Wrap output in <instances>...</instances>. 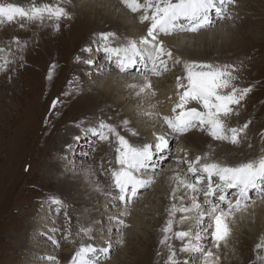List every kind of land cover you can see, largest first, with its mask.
<instances>
[{"label":"rangeland","instance_id":"obj_1","mask_svg":"<svg viewBox=\"0 0 264 264\" xmlns=\"http://www.w3.org/2000/svg\"><path fill=\"white\" fill-rule=\"evenodd\" d=\"M19 1L24 2V5L28 2L30 5L40 4V0L37 2L34 0H0V3L17 4ZM44 1V3L58 4L74 17L68 28L64 26V32L60 36L51 38L42 35L41 43L38 45L39 50H35L37 54L34 58L31 52H35L33 48L37 45V38L40 39V33L37 30L38 24L26 20L13 23L11 26L0 25V48L5 50L0 53V56L8 57L10 55L12 61L6 72L14 71L12 68L18 63L15 60L17 53L26 56L24 60L22 59L23 64L17 75L0 74V264H40V261H42L41 264H66L81 244L87 243L89 238L83 236L82 233L80 235L77 233L82 226L93 228V215L103 214L104 219L107 220L119 215L121 207L114 206L118 204L116 200L105 194L110 190L105 185V180L100 175H96L99 172H94L96 168L90 162L89 155L87 154V157L84 158V150L79 153L77 163L71 170L62 167L63 146L73 142V135L80 131L76 127L78 123L81 124L77 118L84 116V119L89 120V124L92 126L103 120L117 129L115 122L119 123L125 119L123 118L124 106L130 102L134 106L135 117L131 118L133 126L121 127L118 130L119 134L129 142L142 144L153 140V133H157L156 124H149L158 120L152 105L153 102L145 98V105H142V108L145 109L153 108L151 109L153 115L149 116L146 115L147 112L139 111L142 110L139 109L141 107L139 98L133 95L127 98L125 95L127 89L123 88L124 91L121 89L114 93L106 92L102 82L109 75L115 73L110 68L106 69L107 73H101L99 71L101 68H96L94 72H91L89 75L96 87L91 88L89 83H85V91H89L91 94H86L81 98L76 94L64 100L67 102V110L64 114L58 109L50 111L51 107L47 108L48 102L54 96L67 91L62 86L66 87L69 81L66 71L72 69L69 63L71 49L75 45L76 51L77 46H80L82 42L85 44L86 41H90L94 31L89 30L88 23L99 26V29H111V25L100 18L108 17L110 13L116 15L118 13L117 9L106 11L104 6L107 5L103 1L94 6L96 11L81 9L82 6L77 5L75 0ZM234 10L241 11L238 13L239 17L232 14V20L222 24L221 21H218L213 28L199 31L196 34H181L183 36L193 35L192 46L185 50L187 54L182 55V60L238 64L240 71L236 75L241 80L239 87H251L254 90L253 94L249 93L242 102L247 107L242 104L238 106L239 115L233 116L229 121L231 126H242L251 121L246 130L247 138L239 145L211 140L205 144V151L199 150L198 155L210 153V159L219 160V157L223 159V163H227L229 160H238L243 156H252L248 160L256 159L264 149V142H262L264 138L260 135L264 132V0H237V7ZM127 16L132 22L133 17ZM133 16L135 17L136 14ZM247 16L249 19L245 22L243 18ZM136 20L139 23V19L136 18ZM227 22L231 25L225 27ZM113 30L118 29L113 28ZM223 31L224 34L221 35ZM15 40H19L21 43L26 42L23 50L17 49ZM196 42L199 44L195 45ZM188 54L190 58H188ZM47 55L50 56V60H47ZM56 58H58L57 61L52 64L55 65L52 78L48 79L49 69L52 65L49 68L47 65ZM98 60L100 59L98 58ZM242 60L245 61L243 64L244 73H242L240 62ZM28 63L31 65L26 68ZM57 63L62 66L61 69L59 67L58 76L56 74ZM103 65L100 67L105 70V65ZM179 66L180 64L175 67ZM172 70L173 68H171ZM130 74L136 75L133 72ZM166 74L167 72L159 78H165V81H168L170 77H167ZM244 82H252V84L246 86ZM155 93L158 96L159 89ZM118 95L122 97L121 101L126 99L122 105L120 102L116 104L114 100ZM155 95L154 97H156ZM58 99L65 98L58 97ZM154 102L157 105L155 100ZM9 104L15 107L9 109ZM164 104L163 101L159 102L161 106ZM138 105L140 106L138 107ZM107 106L109 107L106 112L108 116L93 115L95 111ZM111 112L116 113V116L119 112L123 116L122 120L116 116L110 117ZM137 113L141 115H137ZM159 114L161 115V113ZM137 123H140V127L135 125V132L139 135L134 136L130 130ZM252 134L253 136H251ZM140 137L142 142L135 141ZM258 138L263 149H259L253 140L258 141ZM113 140L115 141V138ZM192 146L195 148L197 145L192 144ZM220 146L226 147V152L217 155L214 150L220 149ZM97 149L98 152H102L96 156V160L102 162L109 149L99 142ZM195 149L197 152V147ZM174 153L176 152L174 151ZM79 158L82 159L79 160ZM111 160H113L112 157L108 155L106 162ZM170 162H164L162 171ZM164 173L163 178L159 179L164 180L165 183L166 175ZM175 175L173 173L168 180L169 187H171L172 177ZM159 183L156 184L157 188H155L153 198L148 196L140 206H138L140 202H136L130 208L133 215L130 217V226L125 229V240L128 237L126 247H122L116 252L112 251L114 256L107 264L152 263L157 250L161 248L158 238L163 236L161 233L162 216L158 218V215L155 214L161 210L167 212L166 206L160 201L162 194H159L164 186L162 184L160 186ZM154 195H157L156 199ZM53 199L60 200L61 204L52 203ZM157 199L160 200L157 201ZM254 204L250 203L252 206ZM139 211L143 213L140 214ZM154 215L155 217L152 219L149 218ZM159 215L161 214L159 213ZM163 216L166 217L165 214ZM128 217L129 215L124 220L127 221ZM144 217L146 218L144 219ZM253 223L249 224L250 227H256ZM110 224L114 223L110 222ZM239 227L236 229L238 233H236V239L232 242L231 247L227 248V251L223 249L221 254L218 253L219 264H262L256 260L258 252L255 246L252 247L255 243L253 239H259L258 235L261 234V231L258 229L252 234L249 233L246 224ZM49 237L55 239L59 246L53 244ZM107 240H109L108 237ZM259 255L264 256V250H259ZM48 256L55 257V261L49 262L46 259Z\"/></svg>","mask_w":264,"mask_h":264},{"label":"snow or ice","instance_id":"obj_2","mask_svg":"<svg viewBox=\"0 0 264 264\" xmlns=\"http://www.w3.org/2000/svg\"><path fill=\"white\" fill-rule=\"evenodd\" d=\"M120 3L132 13L142 12L139 23L147 22L146 34L139 38H127L125 43L113 46L116 39L114 32L99 33L95 41L96 51L104 54L108 67L114 65L124 75L135 70L136 75L143 76L142 84L132 83L128 87L137 89L135 95L143 94L145 97L156 94L150 76L161 77L181 63L184 71L182 76L176 77L177 101L171 109V115L158 117L157 123L162 121V127L159 133H153V140L132 144L113 125L103 120L95 126L82 127L80 123L76 125L83 135H91L100 142L107 141L113 145L115 167H109L102 174L111 175L112 190L105 194L119 202L114 206L124 207L118 216L109 218L110 222L119 225L116 231L121 235L116 243L123 244V229L128 227L120 217L130 214L129 206L138 199L141 190H146L155 183V177L162 171L164 162L170 160L173 152H182L183 156L175 160L179 171L172 177L174 187L169 196L172 203L166 209L167 220L161 229L163 236L159 241L167 249L165 264H195L197 260L199 264H219L221 245L227 247L232 234L230 222L234 221L237 213L247 211L250 201L255 203L249 193L254 191L258 198L264 199V150L256 159L231 166L210 159V153L197 155L193 159L183 147L173 149L172 144L178 143L181 137L186 138V134L193 130L206 134L213 141L241 144L247 138L246 130L251 121L242 126H231L229 121L233 116L239 115L238 106H241L252 88L237 87L234 83L238 79L236 73L240 71L238 64L181 61L161 37L210 29L215 20L232 18L229 6L235 0H144L143 3L140 0H120ZM18 17L41 27L51 22L47 26L59 31L60 21L70 18V14L58 4H33L23 8L13 3H0V23L13 22ZM14 43L18 50H23L26 44L19 40ZM4 51L0 48V53ZM82 51L91 52L92 49L85 47ZM80 60L81 57L77 56L76 61ZM11 62L7 56H0V72L8 70ZM83 62L89 67L95 63L92 59ZM54 68L55 65L50 67L48 79L52 78ZM59 103V99L53 100L51 110H55ZM146 115L152 116L153 113ZM128 123L127 120L123 121L124 126ZM130 131L132 135H139L134 130ZM260 135L264 138V132ZM111 137L115 138L114 144ZM73 139L79 143L81 136L76 135ZM66 148L71 151L72 145H66ZM112 163L113 161H109L110 165ZM182 165H186V169ZM186 200H191L190 206L184 203ZM52 203L59 205L61 201L53 199ZM177 213H180L179 218ZM189 220L195 222V230H174V225ZM92 231L91 227L82 226L77 235L82 233L92 239ZM173 239L182 242L179 253H190L189 258L183 261L179 259L178 252L171 243ZM52 243L59 246L55 239H52ZM112 248V241L102 248L91 243L81 244L70 264H99L101 256L107 258ZM212 248L217 249V252L214 253ZM255 249L258 252L256 260L264 264V256L259 255V250H264V238L255 245ZM46 259L49 262L55 261L52 256Z\"/></svg>","mask_w":264,"mask_h":264},{"label":"bare ground","instance_id":"obj_3","mask_svg":"<svg viewBox=\"0 0 264 264\" xmlns=\"http://www.w3.org/2000/svg\"><path fill=\"white\" fill-rule=\"evenodd\" d=\"M100 1H103L104 3H106L107 6H104V7H105L106 11L108 10V12H109V9H112V11H115L117 9V13H118L117 15L110 13V16L100 18L101 20H104V22L106 21L107 23H109L111 25V29H113V28L118 29V30H124L125 29L127 34H130V33L139 34L140 36L146 34V24H147V22H145V24H141V23H138V21L136 20V18L139 19V16L142 14V12H139L138 15L136 14L137 16H135V17L132 16L133 19H132V22H130L129 17L127 16L129 14L124 11L125 9H123V8H126V7H124V6H122L120 4V0H115L114 1L115 3L112 0H86V1L85 0H75L74 2L77 5H80V7L82 6L81 9H88V11H96V8L94 6H96L97 4L99 5ZM140 2L143 3L144 1L140 0ZM118 7L121 8L122 10H120ZM77 15H78V13H77ZM94 18L96 19L98 17H94ZM72 21L73 20L71 19V22ZM113 22H115V23H113ZM229 25H231V23L227 22L226 25H224V26L227 27ZM88 28H90L89 30L93 31V30L99 29V26H94L93 24H91L89 22L88 23ZM228 29L230 30V28H228ZM222 34H224V31L221 32V35ZM137 37H134V38H137ZM210 37H215V36H210ZM200 38H202V35H200ZM161 39L164 41L165 45L169 49H171L173 51L174 55L178 56L180 59L182 58V55L184 56L185 54H187V53H185V50L188 49L189 47H191L192 43H193V41H192L193 35H184L183 36L181 34H173V35L163 36V37H161ZM198 44H199V42H196L195 45H198ZM36 54H37L36 51L32 53V55H36ZM188 58H190V55L188 56ZM181 61H185V60L181 59ZM30 65H31V63H30ZM98 68H101L99 70V71H101V73H107L106 69H105L106 70L105 71L104 69H102V67H97V69ZM242 69H243V66H242ZM183 71H184L183 70V64L181 63L178 68L174 67V71L170 70V72L169 71L167 72L166 76L170 77V79L168 81H165V78L164 79H160L159 77L150 76L152 84L156 83V85H159L160 83H162V85L160 86V89H159L160 94L158 96L155 95L156 97H154L152 95H149V96L145 97L143 94L140 95V96L135 95V92L137 91V89L129 88L128 85L132 84V83L142 84L144 82L143 76L132 75V74H129V75L125 76L124 74L119 73V71L115 70L114 68H113L112 72H115V73H113L112 75H109L105 79V81L102 82V84L104 85L105 90H106L107 93H114L117 90L121 91V89L123 90V88L127 89L126 90L127 92L125 94L127 96V98L131 97L132 95L134 97L139 98V103L141 104V107L139 109H142V110H139V111H145L147 113H151V109L155 108V113H161L162 116L163 115H171V109L173 108V106L175 105V103L177 101V97L175 95V83H176L175 79H176L177 76H182L183 75ZM133 74H135V73L133 72ZM244 83H245L246 86H248L250 84L249 82H244ZM121 98L122 97H120L118 95L114 99L116 101V104L120 102V105H122L123 103L126 102V99L121 101ZM145 98H148L150 100V102H153V104H155V106H153V108H149V109L148 108H146V109L142 108V105L143 106L145 105V102H144ZM154 98H156V99H154ZM154 100L157 102V105L154 102ZM162 101L165 103L163 106L159 105V102H162ZM129 103L130 102H127L125 106L123 105L124 108H125L124 116H127V117L130 116L131 117V115H133V117H135V115L133 113L134 106L131 103L130 104ZM139 106L140 105H138V107ZM14 107L15 106H11L10 105L8 108L12 109ZM137 115H141V114L137 113ZM149 121H150V119H149ZM156 121L157 120H155L154 122L149 123V124L151 125V124L155 123L156 127H157V133H159L160 130H161V127H162V125H161L162 121L159 122V123H157ZM135 125L140 127V123L139 124L137 123ZM143 125H144V122H143ZM159 125H161V126H159ZM141 139L142 138L140 137L139 140L135 139V141L142 142L143 140H141ZM253 140L255 141L256 146H259V149H263V145L259 143V138H258V141L255 140V139H253ZM181 142L183 143L184 146L182 144H179L177 147H183L188 152V149H190V148H188V146H190V145L192 146V144H195V146L197 145L196 146L197 149L202 150L204 148L206 142H208V141L205 140L201 134L194 133V131H193V132L188 133L186 135V138L183 137L181 139ZM130 143L134 144V142H132V141ZM215 152L217 153V155L224 154L226 152V147H222L220 149H217V150H215ZM178 154H180V153H175V158L176 159L179 157ZM168 162H170V163L167 164L166 169L164 170V172L168 171L167 173H164V175H166V177H165V181L166 182L165 183L167 185H169L168 180H170V178L173 175V173H175V172L177 173L176 170H178L176 164L171 159L168 160ZM94 172H97V170H94ZM96 175L97 176L98 175L101 176V173L96 174ZM91 177L93 178V175H91ZM102 179H101V181H102ZM258 204H260V206L262 208V211L259 208L256 209L257 211H259L256 214L257 218L254 215H247V216H245L243 218V221L241 223V225L246 224V226L248 227L249 233H252V234L257 232L258 229L262 232V228L264 226V200L260 201ZM258 204L255 203L253 206L250 205L251 207H249L246 212H241L239 214H248L247 212H249L252 209H254ZM131 215H133V211H130L129 217L127 219L128 220V224H127L128 226H130V224H131L130 223ZM256 221H257V223H256ZM252 222H254L253 224L256 227H250L249 224L252 223ZM231 225H233L232 222H231ZM258 237H259V239H261V238H263V235L259 234ZM221 246H223V245H221ZM227 248H228V244H227V247H224V249L227 251Z\"/></svg>","mask_w":264,"mask_h":264}]
</instances>
